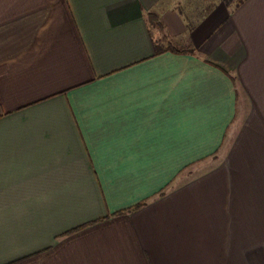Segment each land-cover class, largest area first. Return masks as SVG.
I'll return each mask as SVG.
<instances>
[{"label": "crops", "instance_id": "crops-1", "mask_svg": "<svg viewBox=\"0 0 264 264\" xmlns=\"http://www.w3.org/2000/svg\"><path fill=\"white\" fill-rule=\"evenodd\" d=\"M0 264H264V0H0Z\"/></svg>", "mask_w": 264, "mask_h": 264}, {"label": "trees", "instance_id": "trees-1", "mask_svg": "<svg viewBox=\"0 0 264 264\" xmlns=\"http://www.w3.org/2000/svg\"><path fill=\"white\" fill-rule=\"evenodd\" d=\"M245 0H238L237 1V5L241 4L242 2H244Z\"/></svg>", "mask_w": 264, "mask_h": 264}, {"label": "rangeland", "instance_id": "rangeland-1", "mask_svg": "<svg viewBox=\"0 0 264 264\" xmlns=\"http://www.w3.org/2000/svg\"><path fill=\"white\" fill-rule=\"evenodd\" d=\"M232 1H233V0H232ZM234 1H236V2H237L238 0H234Z\"/></svg>", "mask_w": 264, "mask_h": 264}]
</instances>
